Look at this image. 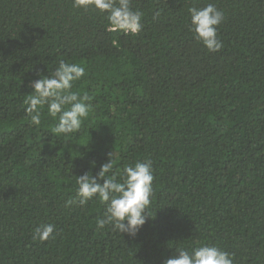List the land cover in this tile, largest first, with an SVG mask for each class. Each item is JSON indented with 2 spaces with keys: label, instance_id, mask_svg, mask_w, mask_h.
Instances as JSON below:
<instances>
[{
  "label": "trees",
  "instance_id": "trees-1",
  "mask_svg": "<svg viewBox=\"0 0 264 264\" xmlns=\"http://www.w3.org/2000/svg\"><path fill=\"white\" fill-rule=\"evenodd\" d=\"M215 3L223 47L189 31ZM136 35L72 0H0V264H164L210 244L264 264V0H131ZM159 13L157 16L156 14ZM81 63L89 116L67 139L26 116L31 82ZM152 161L149 217L134 236L97 229L106 204L76 200L75 177ZM102 183V181H101ZM40 224L54 226L45 242ZM54 237V238H53Z\"/></svg>",
  "mask_w": 264,
  "mask_h": 264
},
{
  "label": "clouds",
  "instance_id": "clouds-1",
  "mask_svg": "<svg viewBox=\"0 0 264 264\" xmlns=\"http://www.w3.org/2000/svg\"><path fill=\"white\" fill-rule=\"evenodd\" d=\"M72 5L74 9L92 7L106 14L110 32L136 35L142 28L144 14L132 9L131 0H72ZM188 13L189 31L194 38L209 52L219 51L223 44L218 38L217 27L224 20V13L215 3H208L203 8L191 7ZM85 74L81 63L61 59L49 76H41L31 82L32 92L24 101L27 105L25 113L31 124H41L42 111L46 108L48 117L56 121L51 128L52 134L67 139L70 134L78 132L92 107L88 103L91 97L86 92L73 91L74 83ZM111 157L112 152L96 176L85 173L75 177L77 199L66 201L65 206L75 203L83 207L95 198L106 204L103 215L96 220L97 229L111 226L120 235L134 236L149 217L146 210L153 195L152 161H137L114 172L115 161ZM53 233V225L40 224L33 229L32 239L45 242ZM176 252L178 255L165 260L164 264H233L232 256L216 245L205 244L190 249L180 247Z\"/></svg>",
  "mask_w": 264,
  "mask_h": 264
}]
</instances>
